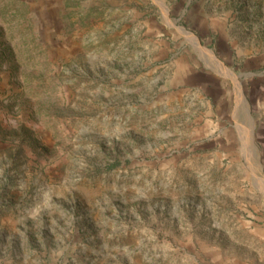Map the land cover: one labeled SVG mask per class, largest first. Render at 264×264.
Here are the masks:
<instances>
[{
    "label": "rangeland",
    "instance_id": "obj_1",
    "mask_svg": "<svg viewBox=\"0 0 264 264\" xmlns=\"http://www.w3.org/2000/svg\"><path fill=\"white\" fill-rule=\"evenodd\" d=\"M0 264H264V0H0Z\"/></svg>",
    "mask_w": 264,
    "mask_h": 264
},
{
    "label": "bare ground",
    "instance_id": "obj_2",
    "mask_svg": "<svg viewBox=\"0 0 264 264\" xmlns=\"http://www.w3.org/2000/svg\"><path fill=\"white\" fill-rule=\"evenodd\" d=\"M198 43V42H197Z\"/></svg>",
    "mask_w": 264,
    "mask_h": 264
}]
</instances>
